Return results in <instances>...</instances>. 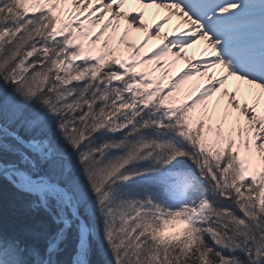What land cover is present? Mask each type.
I'll list each match as a JSON object with an SVG mask.
<instances>
[{
  "label": "rangeland",
  "instance_id": "1",
  "mask_svg": "<svg viewBox=\"0 0 264 264\" xmlns=\"http://www.w3.org/2000/svg\"><path fill=\"white\" fill-rule=\"evenodd\" d=\"M52 1L0 0V114L6 122H0V155L15 151L28 164L61 219L69 223L78 219L69 217L71 211L82 212L90 223L91 242L79 244L84 224L66 222L75 224L66 238L69 254L53 262L51 252L46 264H77L75 252L81 264L99 253L103 264H264V164L244 167L237 132H228L220 113L210 117L198 109L179 66L152 75L150 65L162 57L156 46L127 67L118 34L91 41L98 44L95 52L65 24L60 0ZM237 4L238 10H227L237 18L220 34L243 41L249 33L261 46L264 0ZM165 35L154 31L151 37ZM241 46L246 53L251 44ZM51 158L67 187L56 181L61 177L35 169ZM4 163L0 168L13 165ZM5 177L32 189L19 174ZM203 192L206 203L192 207L194 195ZM21 250L0 237V264H43L32 248Z\"/></svg>",
  "mask_w": 264,
  "mask_h": 264
},
{
  "label": "bare ground",
  "instance_id": "2",
  "mask_svg": "<svg viewBox=\"0 0 264 264\" xmlns=\"http://www.w3.org/2000/svg\"><path fill=\"white\" fill-rule=\"evenodd\" d=\"M170 1L172 2L156 4L155 2H142L141 0H60L58 13L65 16V24L76 30L77 39L82 38L83 43L90 45L92 44L91 41H96L97 38L103 41L110 40L118 34L117 49L123 52L124 57L121 62L127 67L136 59L151 55L152 52L144 55L143 51L146 52L151 45L156 46L162 51V57L150 65L152 75L154 77H162L173 71L176 66H179V69H181L180 73L183 72L186 75L185 80L192 88L193 96L191 101L197 103L198 109L210 117L220 113L221 124L224 125L226 123L228 132L231 129H235L241 140L243 149L240 154L242 158L246 159L244 167L255 165V168L253 167L255 170L261 169L260 165L264 164V125L260 127L259 125L264 122V82L258 83L255 80H249L248 77L253 76L248 75L247 72L240 68H238V72L244 73L247 78L230 73L226 68L225 61L222 62L224 54L230 56L231 53L240 50L238 47H242L241 44L247 46L250 39L248 37L243 41L225 39V43L218 44V36L213 34L212 31H217L218 28L216 27L232 20V17L227 16V18L217 20L219 11H214V8L217 7L216 2L213 3L214 6H211L212 3L207 4L201 12H195L191 7H198L199 0H191L188 5L182 7V9L186 10L184 14L180 7L183 0ZM50 3L54 5V0ZM104 4L105 6L103 7ZM106 6H110L112 9H108L109 7ZM238 8V5H232V10H237ZM114 12H118V15L115 16ZM124 13L135 20L136 23L141 24L142 28L134 29L131 24L126 22L124 17H119ZM186 18H197L200 22H186ZM154 31H158L163 35L166 34V39H162L161 36L151 37ZM85 34H88L90 38L84 40ZM202 34H204L203 37L199 36ZM166 43L171 45V49L179 50L180 54L186 57L192 56V59L185 60L176 53L170 52L164 46ZM90 46L95 49V52L98 50V44L95 43ZM237 56L236 59L250 66L252 65L251 58L246 53L240 52ZM195 63L199 67L194 66ZM262 63H264V60ZM198 70L203 71L199 72ZM204 73L208 77L203 75ZM15 173L25 178L22 173ZM0 176L5 177V175ZM204 183L208 184L209 181L205 179ZM63 190L65 191V189ZM71 201L76 208L74 194ZM45 203L47 204L46 200ZM204 203H206L205 192L196 193L193 201H191L192 207H197V204L201 205ZM47 206L49 205L47 204ZM49 207L52 208L51 206ZM38 209L45 213L39 206ZM52 209L58 222L55 223L45 213L55 227L50 240L53 238L54 241H58L57 229L64 226L65 229H63V233L60 236V241H62L72 221L68 223L67 219H61L57 211L54 208ZM195 214H197V210L193 211L192 215ZM71 218H78L80 223L84 222L85 225L82 235L77 237V242L81 244L87 238L89 244L88 235L91 229L86 226L85 219L79 213L72 211ZM78 219L75 220L78 221ZM66 222L69 225L68 227ZM87 225L89 226V224ZM49 247L50 250L47 252ZM57 250V247L47 244L43 259L47 257L48 261L49 254L52 252L51 255H53ZM62 255L64 257L67 256L65 250L58 255V261H63ZM76 263L81 264L79 260Z\"/></svg>",
  "mask_w": 264,
  "mask_h": 264
},
{
  "label": "trees",
  "instance_id": "3",
  "mask_svg": "<svg viewBox=\"0 0 264 264\" xmlns=\"http://www.w3.org/2000/svg\"><path fill=\"white\" fill-rule=\"evenodd\" d=\"M3 120L4 119L0 114V122H3ZM4 124H6V122ZM8 126L9 128H11V131L15 129L12 124ZM104 140L106 141L105 137ZM79 146L80 145H78V147ZM17 148L20 151L22 149L21 146ZM0 161H2L3 163L5 162L4 164H19L24 166L28 170L30 169L28 164L21 162V159L17 157L15 151L14 155H8L5 152L1 153ZM53 162L54 159L51 158L48 161L42 162L40 166L35 165V169L38 170V173L40 174L46 175L49 178L52 177L51 179H54L55 177H61L56 181L61 182V185H64V178L66 177V175L62 172H59L58 169L54 168ZM202 177L203 179H205L204 176ZM71 186L73 187V185ZM33 201V196L28 190L14 183L8 178L0 176V237H2V240L4 241H9L22 247V252H24V250L28 247L32 248L36 251L38 260L41 261L44 257V251L50 241V237L55 231V227L50 218L45 213L38 209V207L35 208V206L32 205ZM47 204L52 208H55L52 200L50 202L48 201ZM79 214H81L87 224H90L86 215L82 214V212H79ZM69 217L71 218L70 213ZM73 222L77 223L78 221L73 220L72 223ZM74 225L75 224L72 225V228L66 230L64 234L65 239H62V241H60L58 250L55 254L51 255V259L53 262L58 261V255L60 253L62 254V250L66 249L68 245V240L66 238L70 235V232L75 231V228H73ZM92 249L93 247L88 251L89 258L92 255ZM99 254L94 255V257H96L94 258V260L91 259L90 264H103L102 257Z\"/></svg>",
  "mask_w": 264,
  "mask_h": 264
},
{
  "label": "water",
  "instance_id": "4",
  "mask_svg": "<svg viewBox=\"0 0 264 264\" xmlns=\"http://www.w3.org/2000/svg\"><path fill=\"white\" fill-rule=\"evenodd\" d=\"M9 172H19L22 173L24 175V177L28 180L30 186L32 187V194L34 195V197L37 200L38 206L55 222L57 223L58 220L56 219V214L54 213L53 209L50 208L49 206H47V204L45 203V200L41 194V192L39 191V189L37 188L36 184H35V180L34 178L31 176V174L29 173V171L27 169H25L24 167L20 166V165H4L0 168V175H6V173ZM76 216V215H74ZM65 227L62 226L61 228L57 229V234L60 238L61 233L63 231ZM59 241V240H58ZM58 241H55V246L57 245ZM54 246V247H55ZM50 250V247L47 249V252ZM76 258V262H77V253L75 255ZM47 261V257L44 258V262L43 264H45Z\"/></svg>",
  "mask_w": 264,
  "mask_h": 264
}]
</instances>
